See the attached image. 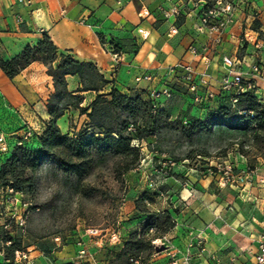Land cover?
<instances>
[{"label": "crops", "instance_id": "0c3cea01", "mask_svg": "<svg viewBox=\"0 0 264 264\" xmlns=\"http://www.w3.org/2000/svg\"><path fill=\"white\" fill-rule=\"evenodd\" d=\"M172 3L171 0H30V3L22 4L18 0H0V56L6 60L12 59L22 54L27 46L34 47L48 36L60 54L71 55L79 62L94 64L110 82L99 92H80L84 86L81 78L67 76L69 92L84 96L81 105L83 108H90L100 94L110 98L112 89L128 96L142 95L147 98V92L161 84L165 69L180 62L190 63L199 73H208L214 86L212 89L217 91L222 74V58L238 57L242 45L240 40L245 38L250 43L244 50L246 66L243 69L248 71L252 63L264 61V33H261L264 32V0H239L235 22L225 32L223 44L204 54L209 57L208 63L189 52L194 40L199 46L211 44L210 37L197 34L195 18L188 17L180 21L179 34L176 36L183 40V45L182 54L178 58L172 55L178 45L172 46L162 39L168 37L170 24L161 19L156 22L155 17L143 18L140 15L144 7L157 15L160 6L171 7ZM253 13L258 17L256 30L252 29L255 20L250 14ZM138 28L150 33L147 40L137 34ZM101 38L106 43L133 42L138 45L137 52L125 50L115 62ZM116 65L114 72L113 67ZM145 74H153L155 79L151 82H137V78ZM257 84L260 92L264 93V79H258ZM182 90L177 87L175 95L180 98V109L185 115L203 120L218 106L213 101L201 108L194 104L189 95L178 93ZM54 94L53 77L48 74V67L41 61L32 63L13 79L0 69V134L6 136L10 150L21 139H27V126L39 136L45 133L53 120L48 106ZM175 101L176 96L164 101L163 106L167 112L176 107ZM86 115L78 109L68 108L56 123L64 134H72V121L75 124L79 120L83 123L82 117ZM27 142L29 144L30 140ZM1 147L0 144V169L7 157ZM240 159L237 167L240 170L248 169L246 158L240 156ZM260 171L261 169L256 171L257 180L254 184L238 186L242 190L229 189L234 194V202L228 206V210H223L217 203L206 202L200 207L191 206L205 199L198 189L195 194L185 189L183 195L187 197V211L184 213L187 221L178 224L166 235L169 240L168 250L153 255L148 264H171L170 250L179 252V257H182L187 252V244L192 235L202 237L207 249L198 264H252L264 232V174H258ZM217 188L219 191L225 190ZM0 210H3L2 206ZM55 239L28 247L32 251L31 258L36 259L35 264L74 262L78 249L74 241L71 245L61 246ZM127 241L126 239L125 242ZM119 243L122 244V240ZM95 245L98 248L87 247L93 254L89 263L105 264L99 257L105 246L103 240L97 239ZM192 253L196 258L198 250L193 249ZM5 260L6 256L1 255L0 264H6Z\"/></svg>", "mask_w": 264, "mask_h": 264}, {"label": "rangeland", "instance_id": "374dc122", "mask_svg": "<svg viewBox=\"0 0 264 264\" xmlns=\"http://www.w3.org/2000/svg\"><path fill=\"white\" fill-rule=\"evenodd\" d=\"M255 23L253 22L252 29L256 27ZM174 36L162 39L172 46L178 45L172 55L180 58L183 40ZM183 38L185 39V36ZM126 45L129 51L138 49V45L133 42ZM245 48L240 47L239 54L243 55ZM178 93L189 95L193 99L185 90ZM175 96L176 107L168 111V117L172 121L188 117L180 109V98ZM216 102L217 100L214 103ZM206 105L210 104L203 106ZM98 110L101 114L98 119L105 120L107 115H110L105 105L98 107ZM82 120L83 123L79 120L77 124L72 121L73 130L70 133L73 135L69 134L70 136L96 131L89 128L88 115L83 116ZM27 127L29 129L26 130V136L29 133L28 140L31 141L36 133ZM1 136L4 138L2 143L8 146L6 136L0 134ZM134 145H139L142 151V160L138 167L119 175L112 160L99 159L93 172L83 183H79L75 176L65 173L55 164L45 163L38 171L35 194L23 197L24 201L31 204L30 211L26 214V227L20 229L16 225L17 230L13 231L12 236L21 239L22 245L27 247L39 246L60 238L58 243L61 246L71 245L74 241L78 248L77 242L83 240L89 249H96L98 246L95 242L101 239L105 246L100 259L104 260L105 264H124L125 259L118 256L126 244L125 240H129L132 232L146 219V216L136 209V202L142 200L145 194L152 200L147 207L151 212L169 210L178 225L187 221L184 213L187 211V197L183 195L185 189L190 191L193 186L205 199L191 206L200 207L206 202L217 203L223 210H228V206L234 202L231 188L243 189L238 186H226L222 187L225 189L223 191L217 190L216 177L212 176L216 165L227 161L235 166L236 172H241L237 164L242 156L247 160L248 169L254 171L249 185L256 182L258 169H261L258 174H264V141L256 140L252 133L226 126L216 127L211 132L202 131L191 139L186 138L178 129L166 128ZM12 149L8 146V154ZM84 192H90V195H85ZM21 212H24V209ZM114 236L119 237L122 244L113 241ZM147 238H150L149 235Z\"/></svg>", "mask_w": 264, "mask_h": 264}, {"label": "trees", "instance_id": "16d2710c", "mask_svg": "<svg viewBox=\"0 0 264 264\" xmlns=\"http://www.w3.org/2000/svg\"><path fill=\"white\" fill-rule=\"evenodd\" d=\"M180 23L178 22V26ZM101 40L105 45V40ZM113 44L118 53L129 49L126 44L114 41ZM133 52H137V49ZM239 56L242 57V54ZM36 61H41L48 67V74L54 80L55 94L48 106L53 120L45 133L42 136L36 134L29 144V137L21 139L7 155L0 169V186L10 187L24 196L31 197L35 194L38 171L45 163L55 164L65 173L75 176L79 183H83L91 175L99 159L112 160L119 175L128 173L138 167L142 160L141 147L134 145V142L155 136L158 131L166 128L178 129L186 138L191 139L202 131L211 132L216 127L226 126L252 133L256 140L264 141V109L252 92L240 97L237 109L232 107L228 97L219 99L217 108L211 110L206 119L188 116L172 121L165 108L156 112L153 110V102L148 95L147 98L142 95L128 96L116 89L111 90L110 98L100 94L90 108L81 107L84 96L69 92L67 76L81 78L84 86L80 92H99L110 82L94 64L79 62L71 55L60 54L48 36L34 47L27 46L22 54L12 59L6 60L0 56V69L13 79ZM101 105L107 106L110 112L105 120L98 119L101 115L98 107ZM68 108L87 114L90 119L89 128L96 131L74 136L64 134L56 122ZM239 109L252 111L254 116H242ZM185 121L187 124H184ZM84 193L90 195V192ZM151 203L148 194L136 202L137 211L144 214L146 219L132 232L118 256L125 259L124 264H132L131 260L135 258H143V264H146L154 253V242L177 226L176 219L169 210L151 212L147 208ZM9 224L10 230H0V247L12 242L11 246L5 247V256L14 264L15 252L24 250L27 246H23L21 239L10 234L17 230L15 220L9 221Z\"/></svg>", "mask_w": 264, "mask_h": 264}, {"label": "built area", "instance_id": "2783aa9c", "mask_svg": "<svg viewBox=\"0 0 264 264\" xmlns=\"http://www.w3.org/2000/svg\"><path fill=\"white\" fill-rule=\"evenodd\" d=\"M19 3L28 4L30 0H18ZM172 1V0H171ZM171 7L160 6L158 14L151 12L148 8L144 7L140 11L143 18L155 17L156 22L159 19L170 24L168 36L179 34L178 22L183 18L193 17L196 21V32L198 35H206L210 37L211 44L199 46L197 41H193L189 47V52L196 57H200L206 63L209 62L207 52L217 47L224 42L225 32L235 22V10L239 0H175ZM251 17L258 21L255 13L250 14ZM256 18V19H255ZM256 30V28H254ZM259 29V28H257ZM260 31V30H259ZM264 33V32H261ZM137 34L144 40H147L150 33L143 28L137 29ZM241 47L245 48L249 45L250 41L246 38L240 40ZM245 46V47H244ZM105 49L112 55L115 62L119 60L123 52H116L113 42H108L104 45ZM246 66L245 59L242 57H223L222 58V74L218 81V90L212 89V79L206 72L199 73L196 69L186 62H180L165 69L161 78L159 87H155L147 92L148 98L153 102V110L156 112L164 108V101L173 99L176 94V88L187 91L192 95L193 102L197 106H203L215 100L230 98L233 108L237 109L240 97L247 93L252 92L259 103L264 109V93L260 92L257 84L258 79H264V61L254 62L245 71L243 67ZM114 72L117 65L113 67ZM155 76L153 74H145L137 78V82L142 80L153 81ZM242 116H254V112L243 109L238 110ZM187 124V121L184 122ZM30 136L29 133L27 137ZM4 142V138H0V143ZM134 143H139L135 141ZM1 151L8 154V146L5 143L1 144ZM139 146V145H138ZM212 171V176L216 177V184L219 188L226 186H246L250 178L253 176L254 171L244 169L241 172H236L233 164L225 161L223 164L216 165ZM192 194H195L193 186L190 187ZM0 206L3 210L0 211V230H10L9 221L15 220L16 225L20 229H25L26 214L30 211L31 204L24 201V195L16 193L14 189L8 187L0 188ZM24 209V212H21ZM60 238H56L58 242ZM113 241H119V237L114 236ZM154 242L155 250L153 255H156L164 250H168L169 240L166 236ZM12 245V242H7L0 247V256H5V247ZM78 251L76 259L73 264H89L92 258L91 252L87 248L85 241L79 240L77 242ZM198 250L196 258H194L192 250ZM204 239L200 236L192 235L188 244L187 252L179 257V252L175 250L169 251L171 257V264H198L201 257L206 253ZM32 251L30 248L19 250L15 252L14 264H33L34 260L31 258ZM152 255V256H153ZM151 256V257H152ZM150 260V259H149ZM148 260V261H149ZM6 264H11L10 260H5ZM132 264H143V258H135L131 260ZM148 264V262L146 263ZM252 264H264V232L259 242L258 253L255 261Z\"/></svg>", "mask_w": 264, "mask_h": 264}]
</instances>
